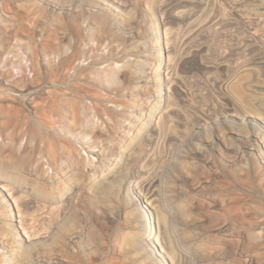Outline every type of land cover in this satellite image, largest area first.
<instances>
[{
	"label": "rangeland",
	"instance_id": "rangeland-1",
	"mask_svg": "<svg viewBox=\"0 0 264 264\" xmlns=\"http://www.w3.org/2000/svg\"><path fill=\"white\" fill-rule=\"evenodd\" d=\"M1 169V264H264V0H0Z\"/></svg>",
	"mask_w": 264,
	"mask_h": 264
},
{
	"label": "bare ground",
	"instance_id": "bare-ground-1",
	"mask_svg": "<svg viewBox=\"0 0 264 264\" xmlns=\"http://www.w3.org/2000/svg\"><path fill=\"white\" fill-rule=\"evenodd\" d=\"M0 176H1V178H0V184H1V187L3 188V189H5V190H7V192H8V195L10 196V197H12L13 198V203H14V205H16V210H17V213H18V216L19 217H21L20 215H21V210H20V208H19V206H18V203H17V198L13 195V193H12V189H14L15 187L11 184V185H9L8 183H6V182H3V181H5V180H13L12 178H13V175H11L10 174V171H9V169H1L0 170ZM5 179V180H4ZM10 215L12 216V218L15 216V212H13V210L12 209H10ZM18 224H19V227H20V229L22 230V235H24V239H22V240H24V241H30L31 240V236H30V233L31 232H29V229L27 228V224H25L24 223V221L22 220V218H20L19 220H18ZM16 236V235H15ZM32 241V240H31ZM19 247V246H18ZM20 249V248H19ZM7 261V260H6ZM1 264V263H0Z\"/></svg>",
	"mask_w": 264,
	"mask_h": 264
}]
</instances>
